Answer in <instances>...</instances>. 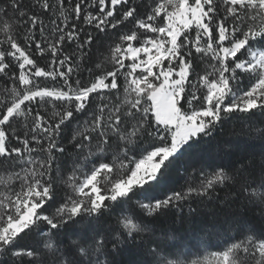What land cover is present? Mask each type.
<instances>
[{
    "label": "snow or ice",
    "instance_id": "6c2138e0",
    "mask_svg": "<svg viewBox=\"0 0 264 264\" xmlns=\"http://www.w3.org/2000/svg\"><path fill=\"white\" fill-rule=\"evenodd\" d=\"M0 34V264H184L155 219L220 208L231 231L236 201L264 205V156L167 187L225 122L264 117V0H0ZM106 44L112 68L87 66ZM240 254L264 264V233L191 264Z\"/></svg>",
    "mask_w": 264,
    "mask_h": 264
},
{
    "label": "trees",
    "instance_id": "16d2710c",
    "mask_svg": "<svg viewBox=\"0 0 264 264\" xmlns=\"http://www.w3.org/2000/svg\"><path fill=\"white\" fill-rule=\"evenodd\" d=\"M0 39H3L2 34H0ZM112 43H115V38L108 42V44ZM65 47L69 55H72L76 51L74 46L65 45ZM105 57L110 58L108 45H101L99 47L94 45L89 52V63L87 66L95 70V64L102 63V70L106 71L112 68V64L106 61ZM37 60L41 66H46L49 63L47 58H41L38 54ZM83 76H87V73H83ZM45 83L51 85L54 82L46 81ZM243 83H247V81L245 80ZM11 86V81L7 77L0 78V96H3L6 87L10 88ZM47 115L50 116L51 113L49 112ZM253 125L264 127V117L260 115L253 116L251 123L247 121L225 122L222 130L216 133V138L211 142L209 150L202 152L201 155L203 156L204 163L190 168L188 173L181 172L178 174L173 172L169 177L167 187L179 189L186 185H198L199 178L197 169L199 167H204L205 171L210 173L212 169L207 165H222L225 168H231L237 160L241 159L255 160L259 164L262 156H264V139L261 138L260 133L255 130ZM253 176L257 181L259 180L258 168L254 171ZM226 194V190L218 189V195L221 199ZM192 206H198L195 199L192 201ZM212 206L210 203L209 207ZM133 209L139 212V209H136L134 205ZM116 211L119 212V209ZM112 219L114 220V217ZM173 219L174 217L172 215L155 219L153 221L157 229L155 236L162 238L164 232L170 228L174 229L175 239L167 240L166 244L179 245L180 259L184 264H191L194 260L203 262L205 257H211L213 252L220 250L228 241L244 238L248 231L257 235L264 233V205L258 202H235V211L231 217L233 220L231 231H226L220 226V222L223 219V209L220 208H217L214 221L210 219L206 209L201 210L199 214L194 213L191 218H186L183 223H176L174 225ZM213 222L217 224L215 229L209 227L201 231L204 225ZM145 235L151 238V234ZM134 258H136L134 250L126 252L121 257L125 261ZM239 258H243L245 264H252L251 258L243 257L241 254Z\"/></svg>",
    "mask_w": 264,
    "mask_h": 264
},
{
    "label": "rangeland",
    "instance_id": "374dc122",
    "mask_svg": "<svg viewBox=\"0 0 264 264\" xmlns=\"http://www.w3.org/2000/svg\"><path fill=\"white\" fill-rule=\"evenodd\" d=\"M241 256L244 257V255H242V254H241ZM248 259H249V258H248ZM240 261H241V264H245V263L243 262V258H241Z\"/></svg>",
    "mask_w": 264,
    "mask_h": 264
}]
</instances>
